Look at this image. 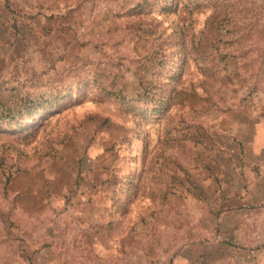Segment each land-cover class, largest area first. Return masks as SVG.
I'll return each mask as SVG.
<instances>
[{"label":"rangeland","instance_id":"rangeland-1","mask_svg":"<svg viewBox=\"0 0 264 264\" xmlns=\"http://www.w3.org/2000/svg\"><path fill=\"white\" fill-rule=\"evenodd\" d=\"M0 264H264V0H0Z\"/></svg>","mask_w":264,"mask_h":264}]
</instances>
